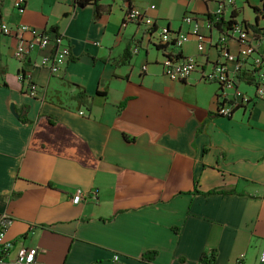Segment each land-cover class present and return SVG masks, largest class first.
I'll list each match as a JSON object with an SVG mask.
<instances>
[{"label":"crops","instance_id":"crops-1","mask_svg":"<svg viewBox=\"0 0 264 264\" xmlns=\"http://www.w3.org/2000/svg\"><path fill=\"white\" fill-rule=\"evenodd\" d=\"M16 1L0 0V22L56 27L71 56L50 73L36 65L43 52L19 60V38L0 33V220L9 219L15 244L4 258L12 262L24 245L38 249L36 264H115V254L122 264H237L241 256L256 264L264 246V99L221 117L219 86L202 76L219 59L229 20L256 25L250 39L264 52V1L130 0L152 26L126 21V0H98L99 15L94 4L75 8L71 0ZM221 2L219 28L208 16ZM187 15L207 40L203 52L193 36L181 46L199 66L176 81L164 75L157 45L165 27L190 32ZM228 46L239 55L237 39ZM29 82L38 86L33 96ZM78 188L85 196L74 203Z\"/></svg>","mask_w":264,"mask_h":264},{"label":"built area","instance_id":"built-area-1","mask_svg":"<svg viewBox=\"0 0 264 264\" xmlns=\"http://www.w3.org/2000/svg\"><path fill=\"white\" fill-rule=\"evenodd\" d=\"M123 2H127L123 1ZM228 4H232V0L227 1ZM226 3H219V7L216 15L213 18V22H217L220 14L223 12V8ZM16 8L23 7V2L17 0L15 2ZM142 16V22L147 26L153 25L152 18L147 17L136 8H127L125 16H130L131 21L136 23L137 16ZM185 22L193 23V28L187 33L172 32L168 27L160 30L159 45L160 50L164 52L165 60L162 63L163 73L169 79L182 81L188 76L193 74L197 68V58L191 56L180 57L181 46L193 36L198 41L197 49L200 52L205 50V43L207 37L200 32L198 22L193 21V16L187 15L184 17ZM211 26V24H210ZM253 31L246 25L236 22L231 25L225 35H222L217 43V49L219 52V59L212 66L211 71L203 72L202 79L207 82L217 83L219 86L216 94L217 108L216 113L221 117H231L234 110L249 105L257 100V98H264V52L260 51V43L258 40L250 39V32ZM0 33L9 34L19 38L18 44L15 48V57L19 60H24L30 56V54L36 49L43 52L39 62L36 65L46 68L50 73H59L65 66L67 60L71 56L70 46L68 45L65 36L61 32H55V30L42 32L37 28L20 24L18 26L11 27L7 22H0ZM230 37H234L240 43V53L235 55L228 50V40ZM171 49L167 47L171 45ZM137 51V49H135ZM253 58V62L250 64L253 68H250L248 72L244 71V64L249 58ZM226 62L235 63L234 74H230ZM146 69V65L143 66V70ZM242 76V77H240ZM248 76L251 78L247 79ZM240 77V79H239ZM243 81H247L248 85L253 86L255 93L249 94L239 88V84ZM37 84L30 82L28 87V94L31 96L36 94ZM83 113V112H81ZM85 196L82 189H76L74 195H72V202L79 203ZM10 223L9 219L4 215L0 220V247L2 253L0 254V264H36V255H38V249L34 246L21 245L17 248V255L15 259L10 262L4 258L5 255L10 253L15 244L12 241L7 240L6 228ZM243 257L241 256L237 264H243ZM120 255L115 254L112 260L115 264H122L120 262ZM257 264H264V246H262L261 257Z\"/></svg>","mask_w":264,"mask_h":264},{"label":"trees","instance_id":"trees-1","mask_svg":"<svg viewBox=\"0 0 264 264\" xmlns=\"http://www.w3.org/2000/svg\"><path fill=\"white\" fill-rule=\"evenodd\" d=\"M128 1V9H130V8H132V6L130 5V0H127ZM264 1V0H263ZM71 2H72V5H73V7H83V6H85V5H91V4H94L95 5V8H96V10H97V13H98V15H99V13H100V9H99V7H100V5H98V0H71ZM208 19H209V22L211 23V24H213L214 26H216V27H219V28H222V26H223V24H225L224 23V20L220 17L218 20H217V22H213V17L212 16H208ZM137 24H140V23H142V16L140 15V16H137V18H136V21H135ZM234 23H236V21H233V20H229V22L227 23V25H228V27H231V25L232 24H234ZM248 25V27L249 26H251V27H253L254 28V30H257V26L256 25H250V24H247ZM157 27H156V25L154 24V26L152 27V29H151V31L152 30H155ZM169 28V27H168ZM54 29H56V27H53V31H54ZM157 47L158 48H160V47H162V46H160V45H157ZM162 48H164V47H162ZM130 56H127L126 58L128 59ZM180 57H181V55H180ZM26 70H22V72L20 73L21 74V79L22 80H26ZM240 77H242V76H240ZM240 77H239V79H240ZM249 78H251L250 76H248V78L247 79H249ZM29 84H30V82H29ZM79 96L82 98L83 97V94L82 93H79ZM147 256V255H146ZM146 256H144L143 258L145 259L146 258ZM214 259V253H211V254H205L204 256H203V259L201 260L202 262H204V261H208V262H211V260H213Z\"/></svg>","mask_w":264,"mask_h":264},{"label":"rangeland","instance_id":"rangeland-1","mask_svg":"<svg viewBox=\"0 0 264 264\" xmlns=\"http://www.w3.org/2000/svg\"><path fill=\"white\" fill-rule=\"evenodd\" d=\"M232 3H233V0H232ZM261 13H262V15H264V9L261 11ZM213 18H214V16H212ZM62 33V32H61ZM229 50V49H228ZM230 52V51H229ZM231 53V52H230ZM230 63H233V62H230ZM234 64V68L232 69V71H234V69H235V63H233ZM211 67L210 68H208V70L209 71H211ZM229 70V69H228ZM234 73V72H233ZM241 88H242V90L243 91H246L247 93L248 92H252L253 93V90L251 89V88H249V87H247V86H245V85H242L241 86ZM261 99H264V98H261ZM261 99H259V98H257V100H261ZM262 251V250H261ZM260 257H261V253H260ZM260 257H259V259H260ZM257 264V263H256Z\"/></svg>","mask_w":264,"mask_h":264},{"label":"bare ground","instance_id":"bare-ground-1","mask_svg":"<svg viewBox=\"0 0 264 264\" xmlns=\"http://www.w3.org/2000/svg\"><path fill=\"white\" fill-rule=\"evenodd\" d=\"M125 20L126 21H131V17L130 16H125Z\"/></svg>","mask_w":264,"mask_h":264}]
</instances>
